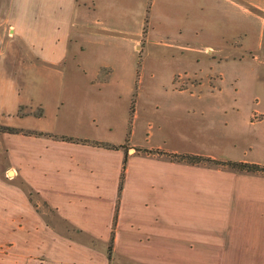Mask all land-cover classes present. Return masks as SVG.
<instances>
[{
	"label": "crops",
	"instance_id": "1",
	"mask_svg": "<svg viewBox=\"0 0 264 264\" xmlns=\"http://www.w3.org/2000/svg\"><path fill=\"white\" fill-rule=\"evenodd\" d=\"M172 1L180 2L153 0L147 12L148 0H0V128L41 135L0 131V264H36V255L45 257L38 264H152L154 256H198L202 248H214L216 233L236 245L239 223L241 229L256 228L259 255L264 175L170 163L130 147L119 195L122 149L58 139L120 147L72 132L84 122L70 115L65 93L82 83L92 86L99 74L73 67L85 53L87 33L97 46L105 44L101 38L119 35L136 49L146 15L152 32L157 3ZM188 18L186 28L198 31L194 14ZM132 34L136 38L128 39ZM106 75L98 88L120 91L114 71ZM210 95L190 91L192 99L181 98L178 118L192 127L185 124L171 135L182 148L169 152L217 158L216 140L230 130L215 127L216 115L232 107L206 102ZM30 194L54 212L47 222ZM37 223L43 224L38 251Z\"/></svg>",
	"mask_w": 264,
	"mask_h": 264
},
{
	"label": "rangeland",
	"instance_id": "2",
	"mask_svg": "<svg viewBox=\"0 0 264 264\" xmlns=\"http://www.w3.org/2000/svg\"><path fill=\"white\" fill-rule=\"evenodd\" d=\"M191 3L188 0L158 2L152 19L154 29L148 31L147 14L136 49L129 48L126 39L119 35L101 38L105 44L97 46L92 34H86L85 53L73 69L78 70L75 68L78 65L81 71L99 74L92 86L85 87L82 83L71 93L69 90L65 93L71 105L70 115L82 117L84 122L83 127H71V130L78 136L132 147L137 155L175 163L145 151L172 154L169 151L182 148L181 143L170 138L185 124L192 127L178 118L180 100L190 98V91L201 92L211 94L209 97L213 100L205 98L210 100L206 102L232 107L216 115L215 127L230 131L226 139L216 140L217 158L213 159L264 166V0ZM153 4V0H148L147 12ZM192 14L196 32L189 30L191 24L188 29L184 24L189 16L192 20ZM179 25L183 28L181 33L177 29ZM133 35L128 39L136 38ZM186 45L190 47L188 51L184 49ZM111 70L119 77L114 83L120 84V91L119 86L117 90L98 88ZM80 81L89 83L90 80ZM180 91L188 92L182 95ZM31 199L37 215L47 222L54 212L40 198L31 195ZM117 208L118 203L116 211ZM42 226L36 224L37 251L41 248L38 229ZM237 226L238 230L233 233L236 245L230 246L225 233H216L214 248H202L198 256H154L152 264H164L166 260V264H264L262 242L259 255L254 245L256 228L241 229L240 223ZM70 230L68 226L67 231ZM44 247L47 248L45 242ZM38 262H45V257L36 255Z\"/></svg>",
	"mask_w": 264,
	"mask_h": 264
},
{
	"label": "trees",
	"instance_id": "3",
	"mask_svg": "<svg viewBox=\"0 0 264 264\" xmlns=\"http://www.w3.org/2000/svg\"><path fill=\"white\" fill-rule=\"evenodd\" d=\"M0 131L2 132H7L9 134H24V135H36V136H41L40 134L37 133H32V132H26V131H21V130H15L11 128H0ZM58 139L62 141H67V142H78L82 144H90L93 146H98V147H103L106 149H123L124 151V158H123V163H122V172H121V179H120V185H119V195L122 190V185H123V179H124V172L128 160V148L125 147H114L110 146L108 144L104 143H95V142H89V141H76L70 138L66 137H59ZM148 155H159V156H164L168 158L171 162L175 163H180V164H187V165H195V166H214L218 168H225L237 172H243V173H250V174H261L264 175V166H258L255 164H248V163H243V162H222L218 160H214L211 158L203 157V156H198V155H191V154H176V153H166L162 151H145ZM155 153V154H154ZM31 196V194H30ZM115 225V221H114ZM112 243H113V232L111 235V240H110V245L108 249V257L109 259L111 258V253H112Z\"/></svg>",
	"mask_w": 264,
	"mask_h": 264
}]
</instances>
